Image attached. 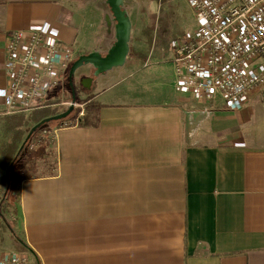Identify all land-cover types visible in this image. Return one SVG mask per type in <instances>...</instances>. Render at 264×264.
<instances>
[{
    "label": "crops",
    "instance_id": "obj_1",
    "mask_svg": "<svg viewBox=\"0 0 264 264\" xmlns=\"http://www.w3.org/2000/svg\"><path fill=\"white\" fill-rule=\"evenodd\" d=\"M72 9L67 0H0V204L14 155L4 150L7 124L18 113L5 112L2 95L11 32L39 30L72 45L74 59L115 43L114 18L98 39ZM130 34L119 64L83 62L71 77L68 68L33 109L51 115L74 101L68 123L46 135L54 154L44 148L27 163L52 157L55 167L30 175L26 166L7 209L20 239L0 215V243L30 264H264V90L237 110L198 100L177 88L173 48L162 79L137 73L131 44L145 39ZM115 67H126L120 79Z\"/></svg>",
    "mask_w": 264,
    "mask_h": 264
},
{
    "label": "built area",
    "instance_id": "obj_2",
    "mask_svg": "<svg viewBox=\"0 0 264 264\" xmlns=\"http://www.w3.org/2000/svg\"><path fill=\"white\" fill-rule=\"evenodd\" d=\"M186 1L198 26L173 43L177 88L198 100L221 98L225 108L240 109L254 90H264V0ZM74 58L72 45L39 30L11 32L4 60L5 112L44 107L48 92L63 82ZM56 131L44 128L33 146ZM0 264H29V259L0 248Z\"/></svg>",
    "mask_w": 264,
    "mask_h": 264
},
{
    "label": "rangeland",
    "instance_id": "obj_3",
    "mask_svg": "<svg viewBox=\"0 0 264 264\" xmlns=\"http://www.w3.org/2000/svg\"><path fill=\"white\" fill-rule=\"evenodd\" d=\"M67 1L69 7L73 8L72 10L80 12L79 17H83L85 19V24H87L90 29L93 28L92 31L96 32V38L98 39L100 36L103 37L104 32L107 30L106 24H109V21L105 20L106 15H109L110 17L114 18V20H116L113 8L112 10L110 9L111 3H109L108 0ZM118 7H120V9L125 12L126 16L129 15L131 18L132 25L130 24L129 27V33H131V37L133 38L135 36H139V34H142L143 38L145 39V43L141 41V44L138 46L134 43L131 44L132 41L130 43L131 55L137 53L139 56H141L135 66V68L137 67L141 69V71H137V73L152 72L153 79L157 80L159 77H161V68L165 65L168 66V63L165 62H168V58H170L172 55L173 43L179 36L194 31L198 26V18L195 16L192 8L186 0H123V2L120 0ZM89 17H95L96 19L88 20ZM116 22L117 21H115V24ZM92 25L94 27H92ZM115 68V70L120 71L126 67ZM123 75L124 74L122 72L119 73V76L116 79H120L119 77ZM129 78L132 79L133 77ZM147 78L149 80L152 79L150 76H147ZM71 122L74 121H70V123ZM9 148V137L6 136L4 150L8 152ZM51 160L52 157H47L46 160L41 161L38 164L30 163L27 166V172L30 175L49 172ZM10 197V202L13 203L16 200V193L13 192ZM2 201L3 203L1 202V206L3 207L4 218L9 221L11 228L15 232V234L13 233V237H15L13 239H20L17 233V231L19 232L18 221L16 217L14 219L11 214H8L7 209L11 207V204L4 199ZM7 203L8 206L6 208V206H3V204ZM6 230L9 229H4L3 233L5 235L7 234ZM0 248L5 250L8 249V251L11 249L8 244L1 243Z\"/></svg>",
    "mask_w": 264,
    "mask_h": 264
},
{
    "label": "trees",
    "instance_id": "obj_4",
    "mask_svg": "<svg viewBox=\"0 0 264 264\" xmlns=\"http://www.w3.org/2000/svg\"><path fill=\"white\" fill-rule=\"evenodd\" d=\"M72 113L73 111L70 112L64 118L49 120L40 124L30 133L28 137H26V135L29 129L35 123H37L38 121H40L41 119L47 116H51L57 113L54 112L51 115H42L40 110H32L30 114H27L25 112H18L15 114V116H13L10 123L7 124V129L9 132V142H10L9 150H12V153L14 155L12 156L11 162L6 169V175H5L6 188L3 193V199L5 201L12 203L10 202L11 199L10 196L12 195L13 192L16 193L18 184L20 183L23 177V173L25 172L27 163L42 159L44 155V150H43L44 148H46V153L54 154L55 152L52 136H45L43 139H40L36 147L33 146V141L37 139V137L39 136V134H41L44 128L49 129L50 127H59L67 124L70 117L72 116ZM39 149L41 150V152L38 153ZM55 163L56 160L55 158H53L51 162L52 167H55L54 166ZM3 206H6L7 208L8 203L3 204ZM0 215L3 218L5 224L11 230V232L15 234V232L10 226L9 221L6 218H4L3 207L1 206V204H0Z\"/></svg>",
    "mask_w": 264,
    "mask_h": 264
},
{
    "label": "water",
    "instance_id": "obj_5",
    "mask_svg": "<svg viewBox=\"0 0 264 264\" xmlns=\"http://www.w3.org/2000/svg\"><path fill=\"white\" fill-rule=\"evenodd\" d=\"M109 1L112 5L113 12L115 14V19L117 21L115 43L104 55L99 54L97 52H89L87 54H82L78 56L76 59H74L69 69L70 77L73 71L83 62H92L95 65L96 69L101 71L119 64L124 59V56L128 51L127 41L129 35L130 22L128 16H126L125 13L122 10H120V8L118 7L119 0H109ZM73 103L74 101H72L70 106L67 109L63 110L62 112H59L51 116H47L41 119L40 121H38L37 123H35L29 129L26 137H28L30 133L40 124L49 120H55L66 117L73 110L74 107Z\"/></svg>",
    "mask_w": 264,
    "mask_h": 264
},
{
    "label": "bare ground",
    "instance_id": "obj_6",
    "mask_svg": "<svg viewBox=\"0 0 264 264\" xmlns=\"http://www.w3.org/2000/svg\"><path fill=\"white\" fill-rule=\"evenodd\" d=\"M120 1V0H119Z\"/></svg>",
    "mask_w": 264,
    "mask_h": 264
}]
</instances>
